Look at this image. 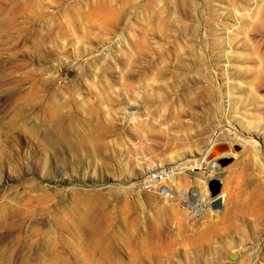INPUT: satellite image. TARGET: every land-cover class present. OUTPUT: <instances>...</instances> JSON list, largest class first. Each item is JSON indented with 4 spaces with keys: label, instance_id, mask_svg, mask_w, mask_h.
<instances>
[{
    "label": "rangeland",
    "instance_id": "obj_1",
    "mask_svg": "<svg viewBox=\"0 0 264 264\" xmlns=\"http://www.w3.org/2000/svg\"><path fill=\"white\" fill-rule=\"evenodd\" d=\"M263 169L264 0H0V264H264Z\"/></svg>",
    "mask_w": 264,
    "mask_h": 264
},
{
    "label": "bare ground",
    "instance_id": "obj_2",
    "mask_svg": "<svg viewBox=\"0 0 264 264\" xmlns=\"http://www.w3.org/2000/svg\"><path fill=\"white\" fill-rule=\"evenodd\" d=\"M211 143H213V142H211ZM254 142L251 140V138H248V139H246L245 141H244V143L242 144L243 146H246V145H252ZM230 144V143H229ZM254 151V150H253ZM206 152V151H205ZM192 154V153H191ZM203 154H204V152H203ZM203 154H201L199 157H192V158H190V159H192L193 161H194V164L195 165H198V164H200L201 165V162L204 160V155ZM254 154H257L255 151H254ZM194 155V154H193ZM223 155H225V154H223ZM207 156V155H206ZM205 156V157H206ZM258 158H260L258 155H256ZM220 157V156H219ZM217 160L218 161H216V160H214L212 163H211V165H209V167H207V169L209 168L210 170H213L212 168H215V169H219V168H222V166H221V164H223V161H224V159H219V158H217ZM193 164V165H194ZM193 165H190L189 166V168L186 170V171H188V172H191L192 170H193V168H194V166ZM146 168L148 169V170H150V174H149V177H152V179L153 178H155V177H157V179L158 180H160V181H163L164 180V176H172L173 174H175L177 171H176V169L177 168H179V167H177L176 165H169V166H167V167H163V168H160V169H158V168H151L150 167V164H146ZM176 171V172H175ZM262 171V170H261ZM180 172V171H179ZM212 172V171H211ZM263 172H264V169H263ZM208 173V172H207ZM261 174H262V172H261ZM264 174V173H263ZM194 176V175H193ZM263 176V175H262ZM173 177V176H172ZM171 178V177H170ZM150 179V178H149ZM263 179H264V177H263ZM208 180V179H207ZM152 182V181H151ZM179 182V181H178ZM177 182V183H178ZM160 184V183H159ZM166 184V183H165ZM165 188V192L168 194L169 192H171L172 190L171 189H169V186L167 187V186H165L164 187ZM211 189H212V187H210V195H211V197L209 196L208 198H206L207 200L205 201L206 203H209L213 198H215V196H219V198H220V203H221V197H220V194H219V192H220V185L218 186V190H217V192L216 193H214V194H211L212 193V191H211ZM164 190V189H163ZM32 196V195H31ZM47 195L45 194V196L44 195H37V197L34 199V201H36L37 202V207L39 208H41V207H44L45 208V203L46 202H48L49 200H48V198L46 197ZM31 198H29V200H30ZM28 200V201H29ZM27 202V201H26ZM33 204H35V203H33ZM25 205V204H24ZM28 208V207H27ZM39 208V209H40ZM92 209V208H91ZM99 210V209H98ZM31 211V210H30ZM43 211H44V209H43ZM92 211V210H91ZM91 211H89V213L91 212ZM39 212V211H38ZM101 212V211H100ZM40 213V212H39ZM93 213V212H92ZM92 213H91V215H92ZM17 215H22V214H17ZM90 215V214H89ZM94 213H93V215L91 216V218H90V220L89 221H93L94 220ZM90 217V216H89ZM88 218V217H87ZM89 219V218H88ZM133 244H136L138 247L139 246H142V247H144V241H139L138 239H136L135 241H131ZM126 250H127V248H126Z\"/></svg>",
    "mask_w": 264,
    "mask_h": 264
},
{
    "label": "water",
    "instance_id": "obj_3",
    "mask_svg": "<svg viewBox=\"0 0 264 264\" xmlns=\"http://www.w3.org/2000/svg\"><path fill=\"white\" fill-rule=\"evenodd\" d=\"M216 146H218V147H221V148H223V149H227V148H229L228 146H229V143L227 142V141H225V140H217V141H215V142H213V143H211L209 146H208V150H207V154H208V156H214V147H216ZM233 147L234 148H236L237 146H236V144H233ZM211 184H212V189H211V191H212V193L211 194H214V193H216L217 192V190H218V184H217V181H212L211 182ZM210 204L212 205V206H218L219 204H220V200H219V196L217 195V196H215V198H213L211 201H210Z\"/></svg>",
    "mask_w": 264,
    "mask_h": 264
}]
</instances>
